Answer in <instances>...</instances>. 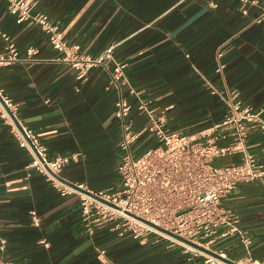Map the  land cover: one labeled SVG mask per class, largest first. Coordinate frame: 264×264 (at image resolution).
Segmentation results:
<instances>
[{
	"label": "crops",
	"instance_id": "1",
	"mask_svg": "<svg viewBox=\"0 0 264 264\" xmlns=\"http://www.w3.org/2000/svg\"><path fill=\"white\" fill-rule=\"evenodd\" d=\"M34 12L47 14L85 55L113 48V60L125 64L143 100L157 108L173 106L167 114L172 132L193 135L223 120L226 107L212 87L223 94L237 91L244 104L264 108V0H38ZM0 31L20 54L18 62L0 66V89L17 107L20 122L39 138L50 159L79 156L62 172L67 182L89 191L116 189L118 91L108 72L114 62L92 68L85 81L77 79L78 72L62 61L64 54L50 46L35 22L16 23L7 0H0ZM29 48L37 53L27 58ZM5 54L0 36V56ZM219 61L221 74L216 73ZM133 103L138 130L148 118ZM148 139L142 136L135 147L144 151L158 145ZM247 148L263 155L259 130L250 131ZM240 159L235 154L216 164ZM31 160L0 118V235L7 241L0 264H204L203 258L189 260L181 248L164 241L121 235L105 220L89 230L79 197L61 196L44 176L26 168ZM223 205L251 238L253 260L264 264V180L240 184ZM213 248L235 262L246 256L235 236L218 239Z\"/></svg>",
	"mask_w": 264,
	"mask_h": 264
},
{
	"label": "built area",
	"instance_id": "2",
	"mask_svg": "<svg viewBox=\"0 0 264 264\" xmlns=\"http://www.w3.org/2000/svg\"><path fill=\"white\" fill-rule=\"evenodd\" d=\"M7 1L16 23L35 22L47 35L50 46L64 54L62 61L78 72L77 79L85 81L92 68L113 61V68L108 69L109 80L118 91L114 117L120 126L119 185L114 190L89 191L62 177L64 168L78 162L79 156L56 155L50 159L46 147L20 122L17 107L0 89V118L10 127L18 146L32 157L26 168L44 176L61 196H78L82 220L89 230L94 223L105 220L121 235L129 233L135 240L164 241L170 247H179L189 260L203 258L204 264H257L251 254V238L240 227L238 216L223 205V199L242 183L264 180V148L262 156L247 148L250 131L257 129L264 136V108L244 104L237 91L223 94L212 87V95L218 96L226 107L223 120L212 129L193 135L172 132L167 126V114L173 106L157 108L143 100L126 76L125 64L113 60V48L96 57L85 55L80 46L67 42L63 30L47 14L34 12L38 0ZM0 36L6 42L0 66L18 62L17 46L7 33L0 31ZM36 53L35 48H29L27 58ZM221 57L219 53L218 60ZM223 70L219 61L216 73ZM133 101L137 102L139 114L148 118V123L138 130L131 117ZM144 135L158 145L144 151L143 146L136 148ZM235 154L241 155L239 163L216 164L218 159ZM32 215L34 225L39 226L36 213ZM227 236L237 237L243 246L246 256L242 262L213 248L218 239ZM6 244L0 235V251L5 250Z\"/></svg>",
	"mask_w": 264,
	"mask_h": 264
}]
</instances>
